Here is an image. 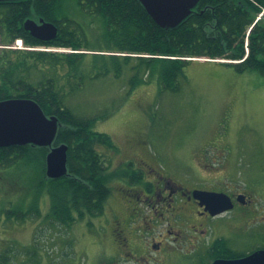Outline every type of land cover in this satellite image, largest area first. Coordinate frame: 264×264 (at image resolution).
Here are the masks:
<instances>
[{
    "label": "rangeland",
    "instance_id": "374dc122",
    "mask_svg": "<svg viewBox=\"0 0 264 264\" xmlns=\"http://www.w3.org/2000/svg\"><path fill=\"white\" fill-rule=\"evenodd\" d=\"M62 10L83 27L90 47L80 50L87 54L80 76L68 81L64 70L56 76L43 74L58 79L64 108L83 118H95L92 130L110 137L114 149L95 146L112 176L110 194L101 215L78 219L67 227L45 217L50 200L38 192L45 174L41 152L35 164L20 160L0 165V257H4L0 264L109 263L115 258L113 229L117 227L113 218L131 215V208L122 204L132 197L120 193L128 183L127 173L132 174L130 161L142 159L148 164L146 175L155 170L187 188L251 190L264 195V76L255 71L240 73L222 63L202 66L195 60L184 68L179 89L171 92L163 91L153 77H143L140 84L131 86L128 68L118 77L94 75L88 66L92 54H121L100 51L105 46L100 40V21L86 16L76 0H65ZM9 48L75 52L30 49L16 41ZM29 78L37 83L42 77L33 72ZM258 200L260 207L264 205ZM142 212V217L147 215L144 207ZM238 213L235 209L219 218V226L236 221ZM138 226L129 217L123 223L130 232L128 237L144 238L147 232Z\"/></svg>",
    "mask_w": 264,
    "mask_h": 264
},
{
    "label": "trees",
    "instance_id": "16d2710c",
    "mask_svg": "<svg viewBox=\"0 0 264 264\" xmlns=\"http://www.w3.org/2000/svg\"><path fill=\"white\" fill-rule=\"evenodd\" d=\"M64 3L65 0L0 3L1 46L10 47L14 41L22 40L28 48L75 51L1 49L0 101L32 99L46 116L58 118L53 146L67 145V174L58 179H48L42 174L38 192H44L50 200V211L45 217L68 227L78 219L102 214L112 176L106 172L95 146L114 147L108 135L92 130L95 118L80 117L63 107L64 95L58 79L43 74L52 72L56 76L59 70H64L63 76L68 81L80 76L87 55L80 50L90 47L84 39L83 27L63 13ZM76 3L86 16L100 21V40L105 45L99 47L104 49L100 51L121 54H92L88 66L94 75L112 73L118 77L128 68L132 73L131 86L140 84L143 77H153L163 91L175 92L184 77V68L191 62L187 59L207 58L235 62L226 65L240 73L255 71L264 76V0H199L193 11L172 29L158 27L138 0H76ZM40 18L58 28L53 40L39 41L24 29L25 20ZM33 72L42 77L37 83L30 81ZM38 151L44 169L48 148L31 145L1 148L0 165L20 160L26 165L35 164ZM132 175L136 176L134 172ZM3 258L1 255L0 259Z\"/></svg>",
    "mask_w": 264,
    "mask_h": 264
},
{
    "label": "flooded vegetation",
    "instance_id": "af4514ba",
    "mask_svg": "<svg viewBox=\"0 0 264 264\" xmlns=\"http://www.w3.org/2000/svg\"><path fill=\"white\" fill-rule=\"evenodd\" d=\"M130 163V171L136 176L127 173L128 183L120 193L132 200H123L122 206L131 208L128 217L147 234L143 235L145 239L128 237L130 232L123 227L128 217L115 216V258L107 264H212L237 261L264 251V205H258V198L264 202L263 194L198 188L229 197L232 209L212 216L205 205L193 198L195 189L165 179L155 170L150 169L151 174L146 175L148 164L142 159ZM142 206L147 210L143 217ZM235 209L239 210L238 219L219 226L217 220ZM139 220L143 223L139 224Z\"/></svg>",
    "mask_w": 264,
    "mask_h": 264
},
{
    "label": "water",
    "instance_id": "95a60500",
    "mask_svg": "<svg viewBox=\"0 0 264 264\" xmlns=\"http://www.w3.org/2000/svg\"><path fill=\"white\" fill-rule=\"evenodd\" d=\"M20 0H0L14 2ZM151 20L160 28H175L196 7L199 0H138ZM24 29L40 41H50L56 37L57 28L50 22L27 19ZM59 120L56 116H46L32 99H7L0 101V148L35 147L49 148L45 156V176L58 179L67 174V145L53 147ZM193 197L205 205L212 215H219L233 205L223 193L195 190ZM212 264H264V251L237 261H215Z\"/></svg>",
    "mask_w": 264,
    "mask_h": 264
},
{
    "label": "crops",
    "instance_id": "0c3cea01",
    "mask_svg": "<svg viewBox=\"0 0 264 264\" xmlns=\"http://www.w3.org/2000/svg\"><path fill=\"white\" fill-rule=\"evenodd\" d=\"M192 63V62H191ZM189 63V64H191ZM207 63V64H206ZM219 63H216V62H212V61H205V60H200L198 61V65H209V66H212V65H218Z\"/></svg>",
    "mask_w": 264,
    "mask_h": 264
}]
</instances>
